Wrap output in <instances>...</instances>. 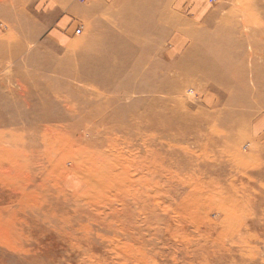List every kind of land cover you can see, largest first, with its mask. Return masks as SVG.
<instances>
[{
	"label": "rangeland",
	"instance_id": "1",
	"mask_svg": "<svg viewBox=\"0 0 264 264\" xmlns=\"http://www.w3.org/2000/svg\"><path fill=\"white\" fill-rule=\"evenodd\" d=\"M0 1L4 3L7 0ZM185 3L183 8L173 6L172 11L177 16L186 15V34L182 25L177 26L171 30V41L166 43L161 40L162 45H156L154 53L147 51L134 53L131 49L124 48L127 40L120 32H116V36H111L112 46L108 48L99 45L97 39L89 37L88 32L76 35L73 30L77 26L83 27L84 23L81 20L70 23V29H66L63 34L60 33L65 36L61 38L67 43L58 44L59 39L55 38L57 43L49 38L47 30L44 31L42 38L24 37V33L27 35L31 33L28 30L29 22L24 32L23 21H11L10 17L13 15L7 11L10 4L7 1L4 6H0V16L6 19L0 21V114L9 119L8 116L11 115H7L4 108L8 104L10 107L17 106L13 102L5 101V97L11 95L9 87L25 92L34 89L36 93L39 92L40 100L48 99L57 107L55 113L67 115L74 113L78 120H81L85 112L93 106L105 103L108 109L99 111V116H96L100 127L111 121L114 112L119 108L127 111L122 116L125 123L130 125L137 123L140 124L139 127L150 129L149 126H153L155 117L159 118L163 134L167 132L165 126L168 120L165 109L168 104L184 101L192 111L198 113L205 111L216 114L218 110L222 111L225 104L224 101H220L221 88L205 91L208 85L216 84L198 77L196 69L203 63L200 56L206 55L207 60L204 62H210L212 67L223 66L225 63L222 55L214 53L222 45L230 51L240 49L236 43L240 42L239 39L242 37L240 34L225 35L227 31L225 29L227 27L230 29L234 25H238L245 32L255 29V22L260 21L264 15V0H186ZM246 21L250 23L247 24ZM130 24L134 25L133 22ZM12 33H18L17 37ZM243 40L244 51L249 52L251 50L249 40L246 37ZM136 46L140 49L142 47L139 39ZM163 49H167L164 53V64L161 59ZM255 49L257 53L253 59L260 61L258 58L261 49L259 47ZM80 50L90 51L91 55L101 54L103 58L108 57L109 61L107 63L92 59L84 61L81 52L77 53ZM66 51L75 53L65 60L62 57ZM248 62L250 63V59ZM83 68L88 71L87 76L90 78H85ZM121 71L130 75L126 76L123 72L119 74ZM255 71L257 70H254V73ZM111 73L116 75L113 79L105 78ZM254 73L252 69L249 76L252 77ZM173 86L178 88L172 90ZM94 89L104 94H94ZM128 89L131 92L126 93ZM52 93H58L62 99L50 96ZM206 99L210 102H204ZM24 100L28 102L30 100L27 93L23 96L20 106L28 109L29 105ZM152 100L160 101V108L154 111V117L152 115L149 117L146 111L139 112L141 109L139 107H149ZM246 100L237 98L232 105L233 111L240 112L238 116L241 111L246 115L249 127L248 131L246 127L243 129L245 135L238 143V151L247 158L255 155L254 158L263 162L264 135L259 136L257 130L253 129L256 123L253 124V121L264 115V101L253 99L249 105L238 107ZM262 129L264 131V127ZM113 132H115L113 136H117L119 140L112 136L96 144V151L106 154L105 160L93 163L89 157L90 146L77 145L70 149V164L66 163L67 167L70 166V174H65L67 170L60 169L58 174L53 176L58 180L59 188L70 194V205L59 201L60 204L56 203L43 191L32 195L27 188L25 193L21 194V191L15 188L17 186L15 183H7L0 179V195L10 210L8 219L10 223L0 224V235L3 237V240H0V264H214L211 258L214 254L221 253L217 248L210 251L211 260L200 258L197 261V257L192 253L197 244L211 245L209 241L200 239L199 235L203 233L211 235L223 229V226L215 223L223 221V218L217 216L216 209L212 207L210 201H215L223 208L226 206L223 198H228L230 202H234L235 199L241 200V194L243 199L248 193L254 195L253 191H256V195L259 187L251 186L247 178L242 177L237 171L231 172V165L225 162L217 161L214 171L209 170L211 176L208 177L203 172L208 166L207 163L196 161L192 164L188 161L184 169H181L180 159L171 163L169 159L161 161L153 154V145L163 147L156 150L164 152L168 148L167 144L166 146L150 143L147 139L128 140V136L135 137L129 135L136 133L131 130L114 128ZM25 136L32 142L31 131H26ZM196 140L188 142L194 150L196 145H199ZM250 143H253L252 147ZM172 150L173 155L177 156V149L173 147ZM194 154L209 156L210 150ZM215 171L218 174H215ZM39 172L37 171L36 175L31 173L26 182L39 178L37 181L48 184L47 175L39 176ZM161 175L178 181L177 186L172 189L181 191V194H176L172 204L183 221L175 227L173 234H171L173 227H168L172 223L170 222L163 230L161 228L155 231L153 227L152 236H147L144 228L147 223L153 224L155 220L145 208L139 189H135L138 187L135 177L142 182L155 184ZM182 177L186 184H180ZM66 179H70L69 188L65 185ZM232 181L242 182L240 189L232 188ZM175 217L172 215V218ZM258 231L259 229L251 227L241 234L257 239ZM250 241L251 239H245L244 242L247 245ZM246 249L247 246L243 247V250ZM234 251L238 252L235 248ZM189 255L193 256L189 258ZM235 256L238 263L244 261V264L255 262L257 264V261L254 262L247 256L244 259ZM224 257L227 258L226 255ZM221 261L224 262L225 259L222 258ZM258 264L264 263L258 260Z\"/></svg>",
	"mask_w": 264,
	"mask_h": 264
},
{
	"label": "bare ground",
	"instance_id": "2",
	"mask_svg": "<svg viewBox=\"0 0 264 264\" xmlns=\"http://www.w3.org/2000/svg\"><path fill=\"white\" fill-rule=\"evenodd\" d=\"M246 23L249 24L250 22L246 21ZM225 30H227L225 35L240 34V37L242 36L241 39H239L240 42H235L240 49L230 51L229 48L222 45L214 54L219 56L222 55V59L224 58L225 63L223 66L218 68L212 67L210 62H204V60H207L205 57L206 55H202L200 58L203 63L200 68L196 69L199 78L208 83L213 82L216 84L215 86L211 84L208 85L205 91L214 90L218 87L221 88L219 97L220 101H224L223 103L225 104L222 111L218 110L216 114L205 113V111L204 113H198V111H192L189 105L184 101L176 102L173 105L168 104L165 109L167 113L166 119L168 120L165 126V131L167 130V132H165L166 134H163L164 131L160 119L157 117L154 119L153 126H149L151 127L150 129L147 127L142 128L139 127L140 124L137 123H133L132 125L125 123L122 115L126 114L127 111L119 108L114 112L112 120L100 127L98 121H96V116H99V111H106L108 109L105 103L101 105L98 104L97 107L95 105L93 108L89 109V111L86 110L87 112H85L83 118L78 120L74 113L70 115L66 113H55L57 107L48 99L47 101L40 100L38 96L39 92L37 91L36 93L34 89L25 92L9 87L11 95L5 97V101L7 103L13 102L17 106L10 107L8 104L4 108L7 115H11L8 116L9 119H6L4 117L5 115L0 114V179L7 183H15L17 185L15 188L20 190L21 194H24L27 188L30 189L32 195H36L38 192L43 191L56 203L60 204L59 202H61L70 205V194L60 189L58 180L53 178V176L58 174L60 169L64 171L67 170L65 174H70V166H66L67 162L70 164V149H73L77 145H89L91 149L89 152L90 160L93 163H100L105 160L106 154L104 155L102 152L96 151V144L104 138H111L115 134V132H113L114 128H121L124 131L131 130L136 133L129 135H134L135 137L131 138L128 136V140L147 139L150 143L168 145L167 150H164V152H158L156 150V148L161 146L153 145V154H156L157 158L161 161L169 159L171 163H174L176 159H180L182 161L180 166L181 169H184L188 161H191L192 164H195L196 161L207 163L208 166L203 169V172L208 177L211 176L209 170L214 171L216 162L221 161L231 165V172L235 170L242 177L247 178L246 180L251 186L257 185L259 188L257 189L258 193L256 195V191H253L254 195L248 193L247 196L244 195L243 199V195L241 194V200L235 199L234 202H230L228 198H223L226 204L223 208L215 203V201H210L212 207L216 209L217 216H222L223 218V221H216L215 223L219 226H223V229L211 235H207L206 233L199 235L200 239L209 241L211 245L197 244L195 246L197 248L194 249L192 253L197 257L198 261L200 258H209V256H211L210 251L213 248H217L221 253L214 254V257L211 258L214 264H244V261L238 263L236 261L237 259H235V255L243 259L247 256L254 262L257 261V264L258 260H260V263H264V161L262 162L258 158H254L256 157L255 155L247 158L239 154L238 143L245 135L243 129L246 127L248 131L249 127L246 121V115L241 111V114L238 116L239 111H233L232 109L233 101L235 99L237 100V98L247 99L246 102L238 105V107L242 108L249 105L253 99L254 101H264V15L260 18V21L257 23L255 22V29L251 31L245 32L241 30L238 25H234L230 27V29L227 27ZM244 37L249 40L248 45H250L251 48L249 52L244 51ZM252 46L261 49V54L258 58L260 61L253 59L254 54L257 52ZM75 51H66L62 58L67 60L69 55L71 56ZM89 52L90 51L87 50H80L77 53L82 54V59L84 61L87 59L105 63L109 61L108 57H106V59L103 58L101 54L91 55ZM249 59L250 63L248 62ZM247 63H249V66ZM252 69L253 73L254 70L257 71L250 77L249 75ZM192 71H194V69H192ZM82 72L85 74V78H90V76H87V70L83 68ZM122 72L125 73L126 76L130 75L125 71H121L119 74ZM188 74L186 76H188ZM113 76L116 75L111 73L110 76L106 75L105 78L113 79ZM123 84L128 85V83ZM86 85L89 86V84ZM86 85L85 87H87ZM177 88V86H173L171 89L176 90ZM14 91L15 93H13ZM93 92L98 95L104 94V92L102 93L95 89ZM128 92H131V90L128 89L126 93ZM26 93L30 98L29 102L24 100L29 105L28 109L20 106L23 96L26 95ZM50 96L62 99L59 97L58 93H52ZM208 101L210 102V100L204 102ZM139 108H141L139 112L143 113V111H146L149 113V117L151 115L154 117V111L160 108V101L152 100L149 103V107L146 106L145 108V106H143V108ZM146 116L147 115H145V117ZM254 123L253 129L257 130L259 136H263L264 131L262 128L264 127V115L260 116L257 121H253V124ZM26 131L32 132V142L26 138ZM113 138L119 140L117 136H113ZM192 139L198 140L199 145L195 144V150L188 143ZM252 145L253 143H250L251 147ZM173 147L177 149V156L173 155ZM161 148L163 149V147ZM207 150H210L209 156H196L194 154L195 152L204 153ZM262 153H264V150H262ZM37 171H40L38 173L39 176L47 175L46 177L49 178L48 184L37 181L39 178L35 181L30 180L28 183L26 182V178L29 177L31 173L36 175ZM215 174L218 173L216 172ZM135 178L137 179L136 182H138V187H135V189H139V193L144 200L142 201L144 202L145 208L149 211L148 213H151L155 220L153 224H146L144 228L145 235L152 236L151 230L153 227L155 231L161 228L163 230L170 222L172 223L168 227H173L171 229V234H173L175 227L180 225L183 221L182 216L177 213V210L172 204L175 201L174 198L176 194H181V191H174L172 189V187L177 186L178 181H176L175 178H168V176L164 177L161 175L155 181V184H148L139 180L137 176ZM181 180V185H183V183L186 184V180L183 177ZM65 183L69 188L70 179H66ZM231 185H233L232 188L237 187L240 189L242 182L236 181L233 183L232 181ZM253 187L255 188V186ZM229 203L230 206L228 207ZM171 208L173 209L171 210ZM9 212V206L4 204V200H2L0 195V224L6 225L10 223L8 221ZM171 214L176 217L172 218ZM251 227L259 229V234L256 235L257 239L252 237L249 238L244 233L241 234L242 231L246 232ZM176 233L179 235V231ZM245 239H251L250 244L246 245L244 242ZM0 240H3L1 235ZM245 246H247V249L243 250ZM234 248L238 250V252L234 251ZM224 255H226L227 258H225ZM191 256L189 255V258H191ZM222 258L225 259V261L227 260V262H222Z\"/></svg>",
	"mask_w": 264,
	"mask_h": 264
},
{
	"label": "crops",
	"instance_id": "3",
	"mask_svg": "<svg viewBox=\"0 0 264 264\" xmlns=\"http://www.w3.org/2000/svg\"><path fill=\"white\" fill-rule=\"evenodd\" d=\"M7 1L10 2L7 11L13 15L10 17L11 21H23L24 32L27 30V22H29L28 30L31 33L29 35L24 33V37L42 38L44 31L47 30L49 38L52 40L59 39V43L55 40L58 44L67 43L63 40L64 38H61L65 36L60 35V33L63 34L66 29L69 30L70 23L78 20L84 23L81 34L88 32L89 37L97 39L99 45H104L107 48L112 46L110 45L111 36H116V32H120L127 40L124 43V48L131 49L134 53L139 51L154 53V47L159 44L162 45L161 40L166 43L171 41V30L177 26L182 25L184 27L183 32L187 33L186 15L177 16L172 11L173 6L183 8L186 0H178L177 2L176 0ZM7 1L4 3L0 1V6H4ZM2 20L6 19L0 16V21ZM53 22L55 24H52ZM132 22L134 25L130 24ZM73 33H75V29ZM12 35L17 37L18 33H12ZM136 39H139L140 44H142V50L136 46ZM151 47L153 48L151 49ZM167 49L161 51L163 64L165 62L164 53L167 52ZM156 54L160 53L156 52Z\"/></svg>",
	"mask_w": 264,
	"mask_h": 264
},
{
	"label": "built area",
	"instance_id": "4",
	"mask_svg": "<svg viewBox=\"0 0 264 264\" xmlns=\"http://www.w3.org/2000/svg\"><path fill=\"white\" fill-rule=\"evenodd\" d=\"M80 1H91V0H80ZM82 29H83L82 26H77V27L75 28V34H76V35H80V34L82 33Z\"/></svg>",
	"mask_w": 264,
	"mask_h": 264
}]
</instances>
